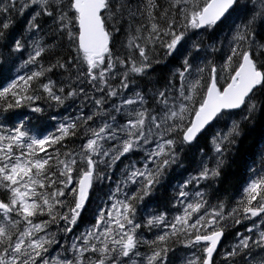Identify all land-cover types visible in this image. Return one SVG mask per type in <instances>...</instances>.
Returning <instances> with one entry per match:
<instances>
[{
    "label": "snow or ice",
    "instance_id": "obj_1",
    "mask_svg": "<svg viewBox=\"0 0 264 264\" xmlns=\"http://www.w3.org/2000/svg\"><path fill=\"white\" fill-rule=\"evenodd\" d=\"M258 117L264 0H0V264H264Z\"/></svg>",
    "mask_w": 264,
    "mask_h": 264
},
{
    "label": "trees",
    "instance_id": "obj_2",
    "mask_svg": "<svg viewBox=\"0 0 264 264\" xmlns=\"http://www.w3.org/2000/svg\"><path fill=\"white\" fill-rule=\"evenodd\" d=\"M55 108L50 111L54 112ZM66 109L57 110L56 113L64 112ZM78 114L74 109L70 111V115ZM49 125L51 120H49ZM72 147L71 144H69ZM201 147L206 151H210V146L204 142H201ZM238 149V150H237ZM264 151V117H258L257 120L248 125L243 135L240 139V142L233 149L231 156L229 157L230 167L226 169V179L227 186L231 189V192L234 194L237 189L240 187V184L243 182L246 172V164H251L253 160L259 163L260 153ZM127 163V160L124 161ZM122 166V165H121ZM113 175V182L119 177V168L116 170ZM108 182L105 181L103 185H100V188L105 190ZM241 231H243V226H238ZM83 228V225L81 226ZM148 236H151V233H146ZM228 241H231V236L229 235L226 238Z\"/></svg>",
    "mask_w": 264,
    "mask_h": 264
}]
</instances>
